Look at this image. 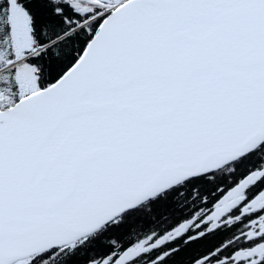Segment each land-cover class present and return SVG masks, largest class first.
Masks as SVG:
<instances>
[{
  "label": "snow or ice",
  "instance_id": "6c2138e0",
  "mask_svg": "<svg viewBox=\"0 0 264 264\" xmlns=\"http://www.w3.org/2000/svg\"><path fill=\"white\" fill-rule=\"evenodd\" d=\"M0 264H264V0H0Z\"/></svg>",
  "mask_w": 264,
  "mask_h": 264
}]
</instances>
